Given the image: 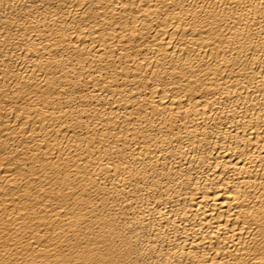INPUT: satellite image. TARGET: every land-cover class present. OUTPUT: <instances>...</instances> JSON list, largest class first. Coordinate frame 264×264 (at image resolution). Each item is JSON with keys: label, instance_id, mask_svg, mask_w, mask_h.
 Here are the masks:
<instances>
[{"label": "bare ground", "instance_id": "obj_1", "mask_svg": "<svg viewBox=\"0 0 264 264\" xmlns=\"http://www.w3.org/2000/svg\"><path fill=\"white\" fill-rule=\"evenodd\" d=\"M0 264H264V0H0Z\"/></svg>", "mask_w": 264, "mask_h": 264}]
</instances>
